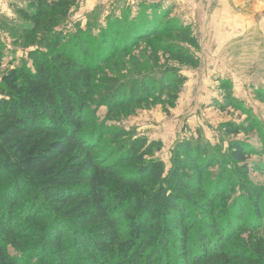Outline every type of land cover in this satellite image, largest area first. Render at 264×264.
<instances>
[{"label":"trees","instance_id":"obj_1","mask_svg":"<svg viewBox=\"0 0 264 264\" xmlns=\"http://www.w3.org/2000/svg\"><path fill=\"white\" fill-rule=\"evenodd\" d=\"M17 1L24 30H39L46 0ZM141 9L137 18L108 19L96 38L97 56L172 30L197 47L183 25L162 26L169 5ZM157 24L164 28L153 32ZM54 30L50 51L30 52L0 86V264H264V187L249 179L254 166L245 143H232L226 162L187 141L176 147L168 171L149 159L160 142L105 122L118 108L160 99L183 82L178 69L125 84L97 80L101 60L87 59L88 39L64 41ZM160 49L198 66L175 41ZM102 107L108 114L99 121ZM248 234V241L241 238Z\"/></svg>","mask_w":264,"mask_h":264},{"label":"rangeland","instance_id":"obj_2","mask_svg":"<svg viewBox=\"0 0 264 264\" xmlns=\"http://www.w3.org/2000/svg\"><path fill=\"white\" fill-rule=\"evenodd\" d=\"M150 2L169 5L162 26L169 21L175 27L183 25L197 47L182 40L186 36H180L182 30H172L139 40L124 51L109 47L108 54L97 56L96 38L108 19L137 18L144 12L141 5ZM17 3L0 0V86L4 76L28 60L30 52L50 51L46 40L53 29L64 41L88 39L92 49L87 59L93 64L101 60L97 80L115 77L125 84L139 74L159 77L160 70L176 68L184 78L182 83L169 88L160 99L118 108L115 120L105 122L106 128L131 130L149 143L160 142V149L149 159L161 160L168 171L173 168L176 147L187 141L204 145L226 162L231 144L245 143L250 150L248 161L254 166L249 179L264 187V0H46V14L37 31L24 30L16 17ZM157 25L153 32L164 28ZM173 41L196 58L197 67L181 65L161 51ZM112 52V58L104 59ZM230 96L234 102H227ZM107 114L106 107L100 108L98 120ZM229 124L239 128L238 134L227 132ZM218 169L216 165L211 172ZM248 237L241 238L248 241ZM262 237L263 230L258 238ZM7 253L17 256L18 250L8 246Z\"/></svg>","mask_w":264,"mask_h":264}]
</instances>
